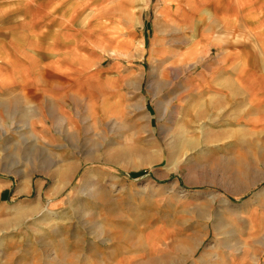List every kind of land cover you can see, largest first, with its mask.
<instances>
[{
	"label": "rangeland",
	"instance_id": "obj_1",
	"mask_svg": "<svg viewBox=\"0 0 264 264\" xmlns=\"http://www.w3.org/2000/svg\"><path fill=\"white\" fill-rule=\"evenodd\" d=\"M100 2L60 20L76 23L77 39L83 30L87 66L107 50L102 66L123 73L116 110L91 120L80 105L42 112L35 93L0 94V264H119L125 252L123 264H227L243 254L264 264V110L206 106L211 95L189 80L198 63L178 60L213 40L215 20L121 11L116 29L102 24ZM78 50L73 63H83ZM150 234L160 240L147 251Z\"/></svg>",
	"mask_w": 264,
	"mask_h": 264
},
{
	"label": "crops",
	"instance_id": "obj_2",
	"mask_svg": "<svg viewBox=\"0 0 264 264\" xmlns=\"http://www.w3.org/2000/svg\"><path fill=\"white\" fill-rule=\"evenodd\" d=\"M92 1L0 0V94L13 95L17 89L35 93L37 111L42 112L63 113L69 107L80 105L78 112L86 113V118L91 120L106 118L121 105L123 73L111 68L109 72L108 67L102 66L108 60L107 50L106 55L97 50L102 55L96 54L87 66L84 56L91 47L83 41V30L78 28L81 35L77 39L76 23L65 20L61 25L60 11H65L63 14L70 20L71 11H91ZM100 1L99 11H105L102 24H115L116 29L123 25V21L116 18L121 11H162L170 24L179 22L180 25L187 22L184 11L210 14L217 28L213 40L205 35L204 41L197 45L201 49L202 44V50L194 51L190 59L185 53L188 50H180L178 56L184 63H198L197 72L189 79L190 84L196 91L211 95V101L204 104L212 105L215 110L221 111L231 105L229 110L244 111L241 107L249 102L254 106L249 110H264V0H144L134 4L124 0ZM108 11L115 13L108 15ZM177 11H180L179 17ZM241 36L248 40L237 43L236 39ZM76 48H79L77 53L83 63L71 60ZM214 48H218V52L211 55ZM119 62L117 58L110 62L117 71L123 70ZM114 73L112 77L110 74ZM240 94L247 95L236 97ZM108 96L112 97L111 101ZM45 99L52 101V109H45ZM80 102L84 103L83 110ZM59 103L67 108L54 106ZM206 108L200 110L205 112ZM148 238L147 243L153 246L144 249L152 251L160 239L155 234ZM130 253H123L118 263H126V257L132 256ZM195 264H202V261L196 260ZM227 264L252 262L243 254L237 260L232 255V261Z\"/></svg>",
	"mask_w": 264,
	"mask_h": 264
}]
</instances>
